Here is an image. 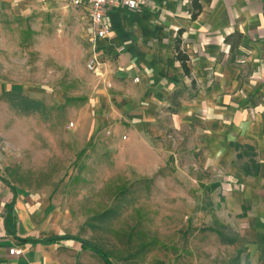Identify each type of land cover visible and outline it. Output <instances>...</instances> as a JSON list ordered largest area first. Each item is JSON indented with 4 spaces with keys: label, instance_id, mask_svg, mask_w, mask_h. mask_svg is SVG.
<instances>
[{
    "label": "rangeland",
    "instance_id": "1",
    "mask_svg": "<svg viewBox=\"0 0 264 264\" xmlns=\"http://www.w3.org/2000/svg\"><path fill=\"white\" fill-rule=\"evenodd\" d=\"M87 36L84 8L0 1L6 177L49 196L63 231L115 264H264L239 245L243 213L226 205L228 187L211 189L223 175L199 166L197 128L172 122L176 109L160 114L148 138L122 140L112 124L92 129L100 85L86 68Z\"/></svg>",
    "mask_w": 264,
    "mask_h": 264
},
{
    "label": "crops",
    "instance_id": "2",
    "mask_svg": "<svg viewBox=\"0 0 264 264\" xmlns=\"http://www.w3.org/2000/svg\"><path fill=\"white\" fill-rule=\"evenodd\" d=\"M138 1L107 8L94 47L86 11L90 55L103 63L91 72L100 85L92 129L112 124L122 140L148 138L176 109L172 122L197 128L199 166L223 175L215 183L231 190L226 205L243 213L239 245L264 254V0ZM1 163L0 152V264H104L79 240L55 239L79 235L63 231L49 196L10 181Z\"/></svg>",
    "mask_w": 264,
    "mask_h": 264
},
{
    "label": "built area",
    "instance_id": "3",
    "mask_svg": "<svg viewBox=\"0 0 264 264\" xmlns=\"http://www.w3.org/2000/svg\"><path fill=\"white\" fill-rule=\"evenodd\" d=\"M71 5L75 7H82L88 12L90 26L93 29L92 46L94 47L96 38H102L106 35L107 29L104 23V16L107 8L116 3L127 5L130 8H136L139 4L138 0H69ZM143 3V2H140ZM103 63L97 59L95 52H92L87 63L86 68L93 73H100ZM136 80V79H135ZM110 86V84H108ZM108 133L110 131H107ZM123 139L126 136H122ZM10 253L20 254L21 249L11 248Z\"/></svg>",
    "mask_w": 264,
    "mask_h": 264
},
{
    "label": "trees",
    "instance_id": "4",
    "mask_svg": "<svg viewBox=\"0 0 264 264\" xmlns=\"http://www.w3.org/2000/svg\"><path fill=\"white\" fill-rule=\"evenodd\" d=\"M196 2H194V5H195V9L196 11L200 9V5L199 4H195ZM197 15V12H193L192 14V17H196ZM177 49V55L176 57L180 60L181 64H182V67L184 69V72L185 73H188V67H187V55L185 53H183L182 51L179 50V48H176ZM26 106L27 107H31V108H34V109H37V107H39L40 103L37 102V101H34V100H30L28 98H26ZM218 186V183H212L211 184V189H215L216 187ZM60 238H69V239H75V240H79L82 245L89 249L90 251H92L93 253H95L96 255H98L102 261L104 262V264H115L109 253L104 250L102 247H100L99 245H97L96 243L90 241V240H87V239H84L80 236H72V235H63V236H57L55 237V239H60ZM231 242H234V240H232ZM243 251V249H240L237 251V253H241ZM247 264H250L249 263V260H247L246 262Z\"/></svg>",
    "mask_w": 264,
    "mask_h": 264
}]
</instances>
